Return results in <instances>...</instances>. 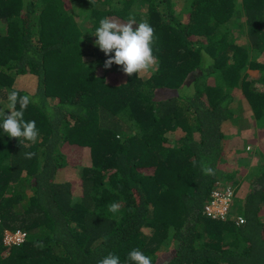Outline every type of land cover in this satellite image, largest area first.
<instances>
[{"label": "trees", "instance_id": "trees-1", "mask_svg": "<svg viewBox=\"0 0 264 264\" xmlns=\"http://www.w3.org/2000/svg\"><path fill=\"white\" fill-rule=\"evenodd\" d=\"M224 1L0 0V110L12 90L32 97L24 120L39 131L32 143L0 127V264H98L109 253L132 264L133 249L152 264H264V0L235 11ZM104 17L153 27L148 78L107 79L123 71L105 69L95 46ZM26 75L32 92L15 84ZM242 109L261 129L254 153L224 148V125L251 131ZM73 150L90 153L78 195L56 181ZM223 179H246L248 194L208 217ZM5 230L24 242L5 248Z\"/></svg>", "mask_w": 264, "mask_h": 264}, {"label": "clouds", "instance_id": "clouds-1", "mask_svg": "<svg viewBox=\"0 0 264 264\" xmlns=\"http://www.w3.org/2000/svg\"><path fill=\"white\" fill-rule=\"evenodd\" d=\"M188 2V0H187ZM242 0H225L224 6H227L231 11H235L241 7ZM185 6V4H184ZM186 14V11L179 12ZM179 15V18H181ZM133 25H137L134 29ZM94 36L97 38L95 40V46L99 48L101 52L104 53L108 59L104 62V68L110 69L112 65L122 66V71L127 76H132L133 74L148 73L154 70L158 61L153 53V44L155 40V31L153 27L147 20L137 23L136 20L130 17L126 22L121 21L114 17H104L99 20V25L95 29ZM30 96H21L15 90H12L7 95V112L0 110V120L2 124L0 127L3 131L10 137L15 139H23L32 143L37 142L39 137V131L36 127V122L25 121L24 113L28 108L29 104L36 103ZM261 130V129H260ZM261 132V131H260ZM241 136L245 133L244 145L247 146L246 150L249 149V144L253 145L255 142L260 140L259 133L255 135L252 131L249 132H238ZM34 153H25L26 159H31ZM202 171L205 175L214 174V170L207 163H202ZM242 177H246L243 175ZM247 182H243L238 185H226L220 188L222 185L220 182L216 184V188L210 192L209 200L203 208V213L206 216L217 218L221 216H216L215 214H208L209 207L211 206L212 196L214 193H224L226 190L232 192L231 202L226 211L222 216L225 217L227 213L231 210L233 202L236 199V191ZM248 193L244 194L241 199H243ZM240 199V200H241ZM108 211L111 213L119 212L121 204L113 202L109 204ZM208 209V210H207ZM236 225L244 224V218L242 216L235 217ZM26 234L23 231L16 230H5L3 232L2 243L7 249L12 247H17L22 244L25 240ZM35 247L43 248L42 242H36ZM132 264H152V258L142 252L140 249H133L129 252L128 258ZM98 264H121L120 257L114 253H109L108 255L102 257Z\"/></svg>", "mask_w": 264, "mask_h": 264}, {"label": "rangeland", "instance_id": "rangeland-1", "mask_svg": "<svg viewBox=\"0 0 264 264\" xmlns=\"http://www.w3.org/2000/svg\"><path fill=\"white\" fill-rule=\"evenodd\" d=\"M75 10V8H74ZM75 13V11H74ZM76 16V14H75ZM181 19L183 20L186 16L185 13H182L180 15ZM80 18L76 17V20L78 21ZM81 20V19H80ZM86 25V24H85ZM87 27V26H86ZM94 38V37H93ZM93 41V39H92ZM246 42L242 43L241 45H244ZM151 71H149L148 73H141V76L143 78H148L150 76ZM106 77L107 79L111 82L112 80H116L118 82H121L124 80V74L123 72H119V73H115L112 71H107L106 72ZM32 76H24V77H20L16 80L15 84L18 88H23V89H28L29 91H34V87H28L26 84L31 83L32 81ZM34 85V84H33ZM28 87V88H27ZM235 106V105H234ZM240 114L242 113V116L245 117L243 119H246L247 121L244 122V126L249 127V129H251V131H253L252 133L255 135L256 138V134L257 129L255 127L254 122H251L249 120V118H247V116H244V109L239 110L238 111ZM223 133L224 135H226V139L224 141V148L226 149H244L246 152H251L254 153L255 149L257 148V145H259L258 142H256L254 140V144L250 145L249 144V149L250 150H246V147L244 145V141L246 139H244L243 136H245V133L243 134V136H241L238 132L234 133L233 132V128L229 125H224L223 128ZM261 130L259 129V132ZM240 135V136H239ZM246 137V136H245ZM254 155L252 154V156H250V159H253ZM66 159H67V166L60 170V172H58L57 176H56V181L57 182H71L73 184V188H74V194L78 195L80 194L79 192V187L77 186L81 171L84 167H89L90 166V153L87 150H73L71 152H69L68 154H66ZM250 162V161H249ZM247 178V177H245ZM246 179H241L240 182L243 183V181ZM229 182L226 179L222 180V185L226 186L228 185ZM249 190V186L248 184H244L240 187V189L238 191H236V199L233 202V206H232V210H238L239 209V205H240V201L239 199L242 198V196H244V194H246V192ZM236 211H233V214Z\"/></svg>", "mask_w": 264, "mask_h": 264}, {"label": "built area", "instance_id": "built-area-1", "mask_svg": "<svg viewBox=\"0 0 264 264\" xmlns=\"http://www.w3.org/2000/svg\"><path fill=\"white\" fill-rule=\"evenodd\" d=\"M232 192L228 189L224 193H214L212 196L211 206L208 208V214L223 216L231 202ZM207 209V210H208Z\"/></svg>", "mask_w": 264, "mask_h": 264}, {"label": "crops", "instance_id": "crops-1", "mask_svg": "<svg viewBox=\"0 0 264 264\" xmlns=\"http://www.w3.org/2000/svg\"><path fill=\"white\" fill-rule=\"evenodd\" d=\"M253 132V131H252ZM257 132L259 133V129H257ZM259 136V135H258ZM256 141H257V139H256Z\"/></svg>", "mask_w": 264, "mask_h": 264}]
</instances>
